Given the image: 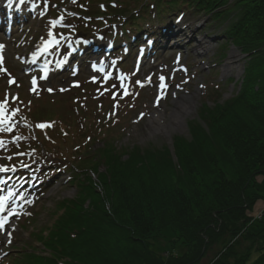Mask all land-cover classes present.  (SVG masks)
I'll list each match as a JSON object with an SVG mask.
<instances>
[{
	"label": "rangeland",
	"instance_id": "374dc122",
	"mask_svg": "<svg viewBox=\"0 0 264 264\" xmlns=\"http://www.w3.org/2000/svg\"><path fill=\"white\" fill-rule=\"evenodd\" d=\"M126 1L25 0L23 4H15L25 20L15 23L18 27L10 40L0 37L4 45L3 67L15 81L9 84V76L0 72V101L7 95L8 113L19 111L10 125L0 126V129L11 127V131L0 130V140L4 142L0 147V166L25 163L28 166L0 175V195L9 192V204L16 206L19 214L9 218L7 231L11 232V243L6 234L0 233V264L29 263L33 253L50 254L42 244L43 238L54 218L64 211L63 199L70 200L77 194L81 169L88 168L90 172L94 164L95 157L87 160L85 150L89 145L93 150L113 142L118 148L131 145L144 149L172 148L174 136L190 135L188 123H204L200 116L203 106L224 102L239 87L246 56L228 45L224 58H220L217 41L223 39L222 26L204 14L186 11L180 23L175 24L172 18L179 13L175 12L161 21L167 28L172 20L175 25L169 34L177 32V36L161 38L159 49L151 55L143 54L145 49L135 44L114 45L115 39L124 40L126 36L119 24L130 19L121 17L120 23L109 25L112 15H104L125 6ZM136 5L132 3L130 9ZM95 10L99 14H93ZM77 11L81 14H76ZM149 12L144 17L153 20ZM54 20L60 23L53 25ZM98 20L105 26L102 35ZM49 32L59 44L44 55L40 48L51 38ZM96 39L110 43L109 51L99 54ZM43 67L49 70L47 74ZM108 74L111 78L106 80ZM161 76L165 77L163 89ZM122 83L124 87L120 86ZM159 112L163 113L162 118L155 123L153 118ZM179 117L180 123L175 120ZM40 123L52 126L40 129L36 127ZM44 137H54L55 141ZM36 146L41 150L34 151ZM74 148H81L83 155L78 158ZM256 192L264 196L262 175L248 189L249 194ZM263 204L257 203L254 212ZM227 223L235 229L242 226L230 219ZM173 238L172 231L166 229L154 238V249L166 255L170 251L183 254L186 249L183 244L172 248ZM216 253L217 247L209 250L200 264H207Z\"/></svg>",
	"mask_w": 264,
	"mask_h": 264
},
{
	"label": "trees",
	"instance_id": "16d2710c",
	"mask_svg": "<svg viewBox=\"0 0 264 264\" xmlns=\"http://www.w3.org/2000/svg\"><path fill=\"white\" fill-rule=\"evenodd\" d=\"M148 11L154 21L190 11L220 23L221 48L246 54L239 89L203 106L204 123H190L188 137H173L175 156L166 146L99 148L97 179L78 177L79 194L43 238L50 254L29 264H200L215 247L207 264H264V212L251 214L264 196L248 193L264 176V0H143L135 28ZM166 229L183 254L154 249Z\"/></svg>",
	"mask_w": 264,
	"mask_h": 264
},
{
	"label": "snow or ice",
	"instance_id": "6c2138e0",
	"mask_svg": "<svg viewBox=\"0 0 264 264\" xmlns=\"http://www.w3.org/2000/svg\"><path fill=\"white\" fill-rule=\"evenodd\" d=\"M24 2H25V0H19L20 4H23ZM73 2L75 3V0H73ZM9 6H11V0H9ZM58 23H60L59 20L52 21L53 25H56ZM49 36L52 37V39L47 42L45 50H47V46L51 45L52 43H58V41L55 39L53 33L49 32ZM3 48H4V45H0V51H2ZM93 67H95V65H93ZM0 72H3V73H5V74H7L9 76V80H8L9 84L15 83L14 79L11 78V76L8 73L7 69L3 67V56L2 55H0ZM120 79L123 80L124 77H121ZM164 80H165V77L161 76L160 77V81H161L160 87L162 89L166 87V85L163 83ZM147 81L150 83L151 82V77H148ZM32 84L33 85L36 84V80L35 79H33ZM137 84H140L141 87L144 86L141 81H137ZM120 86L124 87L123 83ZM32 91H35V88H33ZM49 91H51V89H49ZM127 94H128L127 90L125 89V95H127ZM14 99H18V97H15ZM7 105H8V97L6 95L5 99L3 101H0V125H10L12 117L15 116L16 112L19 111V109H15V110L12 111V113L10 115L8 113ZM51 126H52L51 123H40V124L36 125V127L40 128V129L49 128ZM0 130L11 131V127L9 126V127H6V128H2ZM3 146H4V142L2 140H0V147H3ZM11 170L15 171L14 168L11 169ZM7 171H9V169L7 167L0 166V172H7ZM6 199H7L6 197L5 198H0V213L4 212ZM14 215H19L18 213H16L15 209L10 211L7 215H0V233H4V234L7 235L8 243H11V232L7 231V226H9V217L10 216H14Z\"/></svg>",
	"mask_w": 264,
	"mask_h": 264
},
{
	"label": "bare ground",
	"instance_id": "6f19581e",
	"mask_svg": "<svg viewBox=\"0 0 264 264\" xmlns=\"http://www.w3.org/2000/svg\"><path fill=\"white\" fill-rule=\"evenodd\" d=\"M12 1H13V0H12ZM11 3H15V1H13V2H11ZM2 4H3V0H0V14H4V15H5V13H6L11 19H13V20H15V21H16V19H18V20H25V19L22 17L23 14H21V12L18 13V12L14 9V7L12 8L11 11H7V9H5V7H4V9L2 8V6H3ZM8 4H9V2H8ZM162 115H163L162 112L156 113V114H155V117L153 118V122L156 123V122H158L159 120H161ZM175 120H176L178 123L181 122L180 117H179L178 119L175 118Z\"/></svg>",
	"mask_w": 264,
	"mask_h": 264
}]
</instances>
